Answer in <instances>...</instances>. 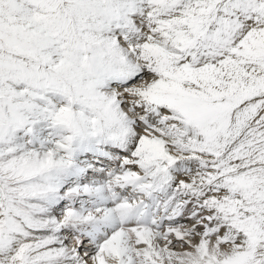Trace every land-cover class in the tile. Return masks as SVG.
I'll use <instances>...</instances> for the list:
<instances>
[{"label": "snow or ice", "instance_id": "snow-or-ice-1", "mask_svg": "<svg viewBox=\"0 0 264 264\" xmlns=\"http://www.w3.org/2000/svg\"><path fill=\"white\" fill-rule=\"evenodd\" d=\"M0 264H264V0H0Z\"/></svg>", "mask_w": 264, "mask_h": 264}]
</instances>
